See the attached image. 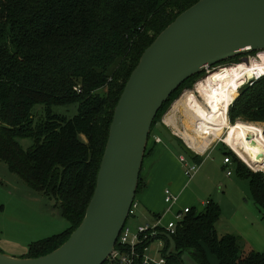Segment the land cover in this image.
<instances>
[{
    "label": "trees",
    "instance_id": "16d2710c",
    "mask_svg": "<svg viewBox=\"0 0 264 264\" xmlns=\"http://www.w3.org/2000/svg\"><path fill=\"white\" fill-rule=\"evenodd\" d=\"M196 1L0 0V160L31 189L53 199L69 224L59 233L31 242L21 257L54 250L81 222L126 80L157 34ZM204 73L191 76L170 95L151 131L170 100ZM70 104L77 106L71 117L52 112L54 106ZM37 105L45 113L40 121H35ZM227 114L230 124L237 119L264 121V73L241 87ZM23 138L32 144L23 148L19 143ZM147 152L148 142L144 157ZM224 154L249 180L253 200L264 216V172L249 170L230 149ZM191 156L192 162H201L198 154ZM145 184L140 171L136 193ZM220 215L221 208L212 199L200 211L190 207L173 234L159 226L154 236L138 243L135 264H141L156 238L164 242V264H183L185 251L195 264H211L207 251L218 264H264V252L243 253L238 237L218 236L215 224ZM170 244L173 251L166 255ZM116 248L122 247L116 244Z\"/></svg>",
    "mask_w": 264,
    "mask_h": 264
},
{
    "label": "water",
    "instance_id": "95a60500",
    "mask_svg": "<svg viewBox=\"0 0 264 264\" xmlns=\"http://www.w3.org/2000/svg\"><path fill=\"white\" fill-rule=\"evenodd\" d=\"M263 50L264 0H198L179 13L143 50L125 82L81 222L54 250L37 257L0 251V264L104 263L129 216L160 107L191 76Z\"/></svg>",
    "mask_w": 264,
    "mask_h": 264
},
{
    "label": "rangeland",
    "instance_id": "374dc122",
    "mask_svg": "<svg viewBox=\"0 0 264 264\" xmlns=\"http://www.w3.org/2000/svg\"><path fill=\"white\" fill-rule=\"evenodd\" d=\"M256 54V51H249L239 57L237 61L210 67L191 84L189 83L188 86L182 88L160 113L158 122L152 128L148 143V146H151L156 135L160 136L165 144L167 143L166 148L169 150L171 161L169 172L171 185L169 188L174 195H180L178 204L176 203L177 206L192 205L196 211H200L203 208L202 202L205 203L210 198L213 200L219 198L221 215L215 224L217 234L218 236L233 234L238 237L243 253L249 250L264 252V216L253 200L249 180L238 174L235 163L229 165L228 169L231 170V174L226 175V168L222 166L223 156L225 151L230 149L234 153L233 150L221 138H218L202 154H198L186 146L180 137L174 136L176 139L167 133L163 127V122L164 117L172 110L176 100L183 95L184 103H187L191 96L188 93H192L196 100L203 104L202 95L196 92L194 87L209 73L224 66L244 62L243 57H247L249 62ZM255 79H257L255 76L247 78L238 87L232 101L239 96L242 86L247 83L251 84ZM103 92L104 90L100 91L101 94ZM76 107L75 104L54 106L52 112L71 117L76 113ZM34 112L35 121L44 118L45 113L40 106H35ZM238 121L245 122L240 119H237L236 122ZM247 123L258 124L264 132V121ZM19 143L23 148H26L32 144V140L23 138L19 139ZM194 153L199 155L201 162L197 164V171L189 178L183 173L184 167L179 161V156L182 155L188 162H192L191 155ZM149 157L150 155L146 154L142 164V176H145L144 180H149V183L144 188H139L134 198L137 206L134 208L133 214L129 215L126 220V226L131 232H135L140 223L154 222V217L150 211L161 213L167 208V204L163 202L161 191L164 185L168 186L169 180L164 177L165 169L155 159L156 156H154L155 158ZM236 157L239 159L237 155ZM241 162L244 163L242 160ZM263 165L261 166L264 167ZM245 166L251 171L264 172V168L261 166L259 169H252L246 164ZM150 203L154 206L150 207ZM0 206V251L12 256H22L31 242L59 233L69 225L68 221L59 214V207L55 205L53 199L42 192L31 189L16 173L9 171L2 160H0ZM174 207L165 214L162 225L173 217ZM163 245L162 238L152 240L146 249V254L155 259L164 258ZM171 251H173V247L170 244L165 254L168 255ZM206 253L211 264H218L213 254L208 251ZM181 258L183 264H195L188 251L182 252Z\"/></svg>",
    "mask_w": 264,
    "mask_h": 264
},
{
    "label": "bare ground",
    "instance_id": "6f19581e",
    "mask_svg": "<svg viewBox=\"0 0 264 264\" xmlns=\"http://www.w3.org/2000/svg\"><path fill=\"white\" fill-rule=\"evenodd\" d=\"M263 73L264 50L257 51L249 63L239 62L209 73L194 87L202 95L203 104L187 92L191 95L188 102H183L184 95L178 98L164 117V123L199 154L221 138L246 165L259 169L264 164L262 128L240 121L229 124L227 110L238 87L247 78H258Z\"/></svg>",
    "mask_w": 264,
    "mask_h": 264
},
{
    "label": "built area",
    "instance_id": "2783aa9c",
    "mask_svg": "<svg viewBox=\"0 0 264 264\" xmlns=\"http://www.w3.org/2000/svg\"><path fill=\"white\" fill-rule=\"evenodd\" d=\"M76 89V88H75ZM78 90V89H77ZM79 91V90H78ZM157 140H159L157 138ZM179 161L182 162L184 167V173L189 178L197 171L198 165L194 162H188L182 155L179 156ZM223 163L231 164L232 159L230 155H226L223 158ZM231 170L226 171V175H230ZM178 199L177 195H174L168 187L164 189V201L167 203V208L165 212L168 213L171 210V207L176 203ZM207 203V202H206ZM137 206L135 199L133 200L129 215L133 214L134 208ZM190 207H184L181 210L174 213L173 217L164 225L161 224L160 217L153 224L140 225L136 228L135 232H131L126 224L123 226L121 232L119 233L117 243L122 248H116L110 254L107 259L108 264H135L136 259L139 257L137 253V245L142 242L143 238H146L148 235L154 236L157 233V227L161 226L166 231L167 234L171 235L174 233L177 222L180 221L186 212H188ZM165 259L159 258L155 259L149 257L146 253L142 255L141 264H164Z\"/></svg>",
    "mask_w": 264,
    "mask_h": 264
},
{
    "label": "crops",
    "instance_id": "0c3cea01",
    "mask_svg": "<svg viewBox=\"0 0 264 264\" xmlns=\"http://www.w3.org/2000/svg\"><path fill=\"white\" fill-rule=\"evenodd\" d=\"M164 123V122H163ZM161 125H163L162 123H161ZM166 126V127H165ZM163 127L167 130V133H169L172 137H174V136H177V137H180L179 135H177L176 133H174L173 131H172V129L169 127V126H167L165 123H164V125H163ZM157 138L159 139V140H157ZM174 138H176V137H174ZM181 138V137H180ZM177 139V138H176ZM150 140V139H149ZM181 140H183L182 138H181ZM184 141V140H183ZM182 141V142H183ZM148 143H149V141H148ZM185 143V142H184ZM186 144V143H185ZM166 146H167V143L165 144V142H164V140L160 137V136H157L156 135V138L154 139V141H152V145L151 146H148V152H147V154H149L150 155V157L149 158H152V157H154V156H156V160L164 167V169H165V171H164V177L165 178H167V180H169V183L167 184L168 186H166V185H164L163 186V189H162V195H163V202L165 203V204H167L165 201H164V189L166 188V187H168L169 188V186L171 185V182H170V180H171V174L169 173L170 172V168H171V161H170V155H169V153H168V149L166 148ZM186 146H187V144H186ZM197 153V152H196ZM199 154V153H198ZM224 156H225V154H224ZM224 156H223V158H224ZM155 160V161H156ZM143 161H144V159H143ZM194 163H196V162H194ZM197 164V163H196ZM200 164V163H199ZM231 164H234L233 162L231 163ZM229 165L230 164H225V163H223V160H222V166L224 167V168H226V171L228 170V167H229ZM183 173H184V171H183ZM184 175H185V173H184ZM141 176H142V170H141ZM186 176V175H185ZM145 176H142V178H143V180L145 179L144 178ZM147 177V176H146ZM145 181V180H144ZM145 186H147L148 185V183H149V180H147V181H145ZM145 186H143V188L145 187ZM170 189V188H169ZM171 191V190H170ZM178 196V199H177V201H176V203L178 204V201H179V197H180V195H177ZM211 199V198H210ZM213 200V199H212ZM208 201V200H207ZM215 202H217L218 204H219V202H220V200H219V198H217L216 200H214ZM174 204V211H173V213L172 214H174V213H176L177 211H179V210H181L182 208H184V207H193L192 205H187V204H184V206L182 207V206H177V204ZM202 204H203V207L205 206V204H206V202L204 203V202H202ZM152 206H154L153 204H151L150 203V207H152ZM173 207H171V209H173ZM194 208V207H193ZM203 209V208H202ZM151 212V214H152V216L154 217V222H152V223H150V222H148V221H146V222H144V223H140V224H138L137 225V227L138 226H140V225H145V224H153V223H155L156 221H157V219L160 217V221H161V224H163V218H164V216H165V214H166V212H165V210L164 211H162L161 213H158V212H156V213H154V211L152 210V211H150ZM170 212V211H169ZM170 219H168V221H169ZM164 243V242H163ZM26 254V251H25V253L24 254H22V256L23 255H25ZM21 257V256H20Z\"/></svg>",
    "mask_w": 264,
    "mask_h": 264
}]
</instances>
